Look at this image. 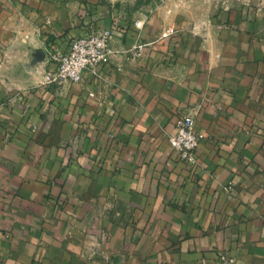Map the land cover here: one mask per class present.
<instances>
[{"label": "crops", "instance_id": "1", "mask_svg": "<svg viewBox=\"0 0 264 264\" xmlns=\"http://www.w3.org/2000/svg\"><path fill=\"white\" fill-rule=\"evenodd\" d=\"M166 8L0 0V264H264V0ZM94 27L111 61L45 83L46 47ZM183 109L196 163L169 142Z\"/></svg>", "mask_w": 264, "mask_h": 264}, {"label": "built area", "instance_id": "2", "mask_svg": "<svg viewBox=\"0 0 264 264\" xmlns=\"http://www.w3.org/2000/svg\"><path fill=\"white\" fill-rule=\"evenodd\" d=\"M143 22L135 21L136 27ZM115 31L112 28H100L86 31L73 39L63 51L55 49L49 58L51 69L45 76V83L63 85L64 83H80L84 73L96 70L97 67L109 63L117 51L112 46ZM144 49V44H136L131 49L133 58H138ZM176 133L169 137L171 146L178 152L180 158L189 163H196V149L203 138L197 130L196 115L192 110L183 109L175 122ZM218 264H239L235 255L230 252L218 253Z\"/></svg>", "mask_w": 264, "mask_h": 264}, {"label": "rangeland", "instance_id": "3", "mask_svg": "<svg viewBox=\"0 0 264 264\" xmlns=\"http://www.w3.org/2000/svg\"><path fill=\"white\" fill-rule=\"evenodd\" d=\"M232 1L234 0H151L148 3H145L144 1L139 3V0H114V3L116 5H119V7L121 6V8L124 11L130 14H133L138 10L147 13L150 11V9L153 10L158 7L163 8L164 6L167 5L166 10H168V15L166 16V18L169 17L172 19L179 20L181 16L180 13H178L179 11L188 12L190 16L196 18L198 17L199 14H202L203 7L209 8L213 6L217 8L219 6H224ZM235 1L241 2L242 0H235ZM162 12L164 13V9L162 10ZM82 15L83 12L81 13V16ZM94 28L96 29V27ZM56 48L62 50L59 46L57 47L47 46L45 50L46 55L50 56L51 52H54Z\"/></svg>", "mask_w": 264, "mask_h": 264}, {"label": "trees", "instance_id": "4", "mask_svg": "<svg viewBox=\"0 0 264 264\" xmlns=\"http://www.w3.org/2000/svg\"><path fill=\"white\" fill-rule=\"evenodd\" d=\"M145 2V3H148V2H150L151 0H139V3H141V2Z\"/></svg>", "mask_w": 264, "mask_h": 264}]
</instances>
